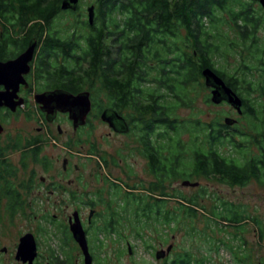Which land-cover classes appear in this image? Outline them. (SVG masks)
I'll return each mask as SVG.
<instances>
[{"label": "trees", "instance_id": "obj_1", "mask_svg": "<svg viewBox=\"0 0 264 264\" xmlns=\"http://www.w3.org/2000/svg\"><path fill=\"white\" fill-rule=\"evenodd\" d=\"M55 2L0 0V61L21 54L34 39L37 51L32 81L38 90L88 91L97 117L106 107L119 115L123 108L134 112L135 123L123 118L143 129L137 141L154 178L140 189L124 186L118 179L116 184L109 182L115 187L110 189L109 199L116 206H108V215L96 219L100 223L95 226L94 222L90 237L116 235L124 222L139 228L136 236L141 239L146 229H158L165 237V231L173 232L174 225L195 219L198 203L173 187L178 181L201 177L230 186L264 181V47L246 42L264 22L251 12L250 4L244 0H95L97 23H77L62 37L54 25ZM104 19L108 36L118 40L113 42L118 47L109 46L106 52ZM231 32H235L233 36ZM234 52L241 58L236 73L215 67L213 59ZM205 68L213 70L241 98L243 125L237 119L228 126L219 119L207 122L176 117L178 109L192 107L198 91L206 88L201 74ZM98 93L105 96L107 105L96 98ZM31 152L34 160L41 153L38 148ZM5 153L6 149H0V220L3 210L12 219L27 207L23 195L29 190L27 183L14 184L15 168ZM26 157L24 153L22 160ZM169 199L176 206L169 208ZM211 216L216 225L223 221L233 229H242L250 219L239 206L218 198ZM67 228L61 232L63 246L59 247L67 259L56 264H72L71 253L64 250L68 245L64 238H72ZM196 230L188 228L193 236ZM49 249L55 255L56 250ZM206 261L204 256L196 259L183 252L175 253L170 263Z\"/></svg>", "mask_w": 264, "mask_h": 264}, {"label": "rangeland", "instance_id": "obj_2", "mask_svg": "<svg viewBox=\"0 0 264 264\" xmlns=\"http://www.w3.org/2000/svg\"><path fill=\"white\" fill-rule=\"evenodd\" d=\"M81 2L87 6L95 4V0ZM234 33L231 32V36ZM213 60L217 69L232 74L240 67L241 58L234 52ZM236 84L241 88L240 84ZM240 91L245 95L243 89ZM195 97L192 107L177 110L178 119L207 122L219 119L223 122L227 117L241 121L240 125L245 123L228 104L207 102L206 98L210 97L208 89L198 91ZM96 98H102L103 105L108 104L102 93H98ZM121 114L130 123H135L137 116L130 109L123 108ZM0 122L4 128L0 135V149H6L5 158L15 168L12 180L17 187L22 183L29 186L25 193L20 189L27 204L21 213L11 219L5 210L1 212L0 264H18L14 259L16 244L19 237L26 233L35 234L42 254L47 253V248L58 251L60 245L63 246L60 239L61 232L67 227V217L79 209L86 222L88 212L78 202L89 201V197L100 190L104 192L109 182L118 179L124 186H137L140 189L147 188L154 179L147 170V160L137 141L139 127L131 125V131L125 134L111 132L109 126L92 111L87 126L72 137L71 124L63 116L56 123L47 125L33 102L27 109H19L13 114L0 112ZM57 124L60 125L61 134L57 133ZM35 139L41 141L38 147L41 153L34 160L33 147L29 146ZM23 140L30 143L25 146ZM24 153L27 157L22 160ZM40 158L46 160L40 161ZM64 159L68 160L65 171L62 170ZM191 182H197L198 187H182L180 181L174 183L173 187L187 199L195 197L198 203L195 207L196 218L185 220L188 228L193 226L197 229L194 236L185 225L177 224L173 232L165 231V237H161L158 229H146L142 231L144 236L141 239L136 236L139 228L124 222L118 226L116 235H99L96 239L95 236L90 237L94 264H171L164 261L166 257L155 258L157 251L161 248L166 251L169 245H172V255L190 252L196 259L204 256L206 264H264V181L251 180L244 186H230L220 180L194 177ZM71 194L75 197H71ZM216 198L233 203L246 212L250 219L245 220L242 229H233L223 221L215 224L211 209ZM176 204L174 199L168 200L169 208ZM187 206L194 208L191 204ZM98 209L99 212L105 211L101 207ZM253 220L259 223L261 230ZM99 223L96 220L95 226ZM64 240L68 243L64 247L71 253L72 264H82L79 251L73 250L75 242L72 238ZM216 245L219 248L215 250ZM3 247L6 248L5 253L1 252Z\"/></svg>", "mask_w": 264, "mask_h": 264}, {"label": "water", "instance_id": "obj_3", "mask_svg": "<svg viewBox=\"0 0 264 264\" xmlns=\"http://www.w3.org/2000/svg\"><path fill=\"white\" fill-rule=\"evenodd\" d=\"M78 0H63L61 4L62 9L76 8ZM260 4L264 8V0H259ZM88 21L92 24L93 21V7H89ZM36 41L30 40L27 48L24 52L18 55L16 58L8 61H0V86L3 90H0V108H7L9 111L14 112L18 105H21L20 101H14L16 98V92L20 84H25L24 75L30 71V62L32 61ZM202 77L204 80V86L211 89L210 102L214 105L226 103L237 113H241L242 101L238 95L226 85V83L210 68L202 70ZM35 101L41 106L40 110L45 113V117L48 121H52L57 112L68 113L69 120L73 123V128L76 130L79 126L84 125L86 117L91 110L90 93L88 91H82L78 94H72L62 89H56L52 91H46L36 94ZM100 119L107 123L116 133L125 134L128 131V125L126 120L112 109H105L100 115ZM236 122L235 119L225 118L224 123L228 126L233 125ZM3 132V127L0 124V134ZM197 182H190L185 180L181 183L182 187H198ZM69 231L73 240L82 251L84 257V264H92V257L88 251L87 240L84 229L81 225L78 213L74 212L70 216L68 221ZM172 249V245L166 248V251L161 248L155 254L156 259H162ZM36 242L31 233L24 234L19 239V244L15 253V259L22 263L32 264L36 255Z\"/></svg>", "mask_w": 264, "mask_h": 264}, {"label": "flooded vegetation", "instance_id": "obj_4", "mask_svg": "<svg viewBox=\"0 0 264 264\" xmlns=\"http://www.w3.org/2000/svg\"><path fill=\"white\" fill-rule=\"evenodd\" d=\"M62 1L63 0L58 2V0H56L55 5L58 6V9L56 8L54 10L55 12L53 14L55 16V17H53V19L55 21V24H54L55 28L58 27V28H56L58 35H60L62 37L66 36L67 35L66 31L70 30L71 29L70 27H75V25L77 23L81 24V25H84V23L87 22V24H88L89 21H88V12H87V10H88L89 7H93V11H94L92 24L93 23H97V17H98L97 15H98V13L96 11L95 5L94 6L93 5H89V6L82 5L81 0H78L76 8L74 10H72V9H62L61 8ZM244 1H245V3H248V4L251 5L249 7L251 12L256 13V15H260L261 20H263V22H264V8L260 4L259 0H244ZM120 17H121V15H119V16L117 15V19H120ZM254 18L257 19L256 16ZM84 28H86V27H84ZM250 29H251V27L248 26L247 27V31L249 32ZM104 31H105V33H103V34H105V47H106L105 52L107 51V47H109V46L110 47H118V45H114V43H113V42H117L118 43L117 37L115 39L114 35H112L111 37L108 36V28H107V20L106 19H104ZM249 36H251V35H249ZM246 42L249 43V44L251 42V43H254L256 46L264 47V25L262 24V26H261V23H260V25L257 27V29L254 32L253 39L252 40L249 39ZM110 43H111V45H110ZM36 51H37V47L35 46L33 58H32V61L30 62V71L26 75H24V80L26 82V85L25 84H20L18 86V89H17V92H16V98L14 99L15 102L21 100V105H18L14 112H11L7 108H4V107L0 108V112H9V113L13 114V113H16L19 109L20 110L21 109H27L30 106V104L33 102V105L37 109L38 114L42 117V119L44 120V122L47 125L56 123L59 120V117L63 116L71 124L72 137H75L77 133H79L81 130H83L87 126L88 116L92 112V101H91V110H90V112L88 113V115L86 117L84 125L79 126L76 130H74L73 123L68 118V113L57 112L56 117L52 121H48L46 119V117H45V113L40 110L41 106L34 99L36 94L43 93V92H46V91H52V90H38L36 88L35 84L32 81L33 80V76H34V72L32 71V63H33V60L35 58ZM17 56H15L14 58H16ZM14 58H9V60L14 59ZM5 61H8V60H5ZM2 62H4V61H2ZM203 82H204V80H203ZM0 90H3L2 86H0ZM54 90H56V89H54ZM208 90L211 93V89L208 88ZM241 108H243V101H242ZM105 109H112V108L106 107ZM233 110L236 112V114L238 116L241 115V114L237 113V111L235 109H233ZM241 112H242V110H241ZM101 113H100V115H101ZM100 115H99V117H100ZM126 123L128 125V131H127V133H128L129 131H131V124H129V122H127V121H126ZM0 124H1V122H0ZM56 129H57V133L61 134V128H60L59 124L56 125ZM110 130H111V132H115L112 128H110ZM137 130L139 132L143 131V129H141V128H138ZM39 131H40V128H39ZM3 132H4V128H3ZM3 132L0 135H2ZM33 141H32L33 143L31 142V146H29V147H33V148H31L32 150L33 149H37L39 147V144L41 143V141L39 139H35ZM22 143H25L24 145L26 146V144L27 143L29 144L30 142L29 141L28 142L27 141L24 142V140H23ZM67 164H68V160L64 159L63 160V166H62V170L63 171H65L67 169ZM77 170H78V168L75 166V171H77ZM92 175L93 174L90 173L91 177H92ZM153 181H154V179H153ZM69 183L71 184L72 182L70 181ZM116 183H117V180L115 182H113V184H116ZM121 183H122V181H121ZM150 183L151 182L148 183V186L150 185ZM106 186H107V189L104 190V192L102 190H100L98 192L93 193L89 197V199H88L89 201H85L84 203L78 202V204H80L88 212V216H87L86 222H84V220L82 218V215H81V211L79 209L73 211V213L74 212L78 213V217L80 219L81 225H82V227H83V229L85 231V235H86V239H87V245H88V251H89V253H90L91 257H92V264H94V258L92 256V247L90 246V241H89L90 240V235H89V233H92V231L94 229V222L96 221V219L98 217H100V218L103 217L104 218V217H106V215H108L107 207L111 206L113 208V207L116 206L115 200H110L109 199L110 198L109 197L110 193H112L110 189L114 190L115 187L112 188L109 183ZM71 197H75V196L73 194H71ZM79 206H78V208H81ZM98 207H101L102 210L104 208L105 211L99 212ZM70 216L71 215H69L67 217V227H68L67 229H68V231H69L68 221H69ZM69 233H70V231H69ZM32 235H33V237L35 239L36 247H37L36 255H35L34 259H33L32 264H56L57 261H63V260H65V258L67 259V257L64 256V254H62L60 252L59 248H58V251L56 250L55 255H50V249L49 248H47V253L46 254H42L41 251H40L38 240L36 239L35 234H32ZM19 239H20V237H19ZM19 239H18V242L16 244V250H17V247H18V244H19ZM64 250L67 251V249H64ZM73 250H78L79 251V255L82 258V264H83L84 263L83 262L84 257L82 255L81 249L78 247L77 244H76V247H73ZM5 251H6V248L3 247L1 249V252L5 253ZM128 251L130 252V249H128ZM165 257H164L165 258L164 261L170 263L172 261V257H173L172 252L170 251L169 254L166 255ZM164 258H162V259H164ZM14 259H15V257H14ZM15 261L18 262V264H28L27 262L26 263H22L21 261H17L16 259H15Z\"/></svg>", "mask_w": 264, "mask_h": 264}]
</instances>
